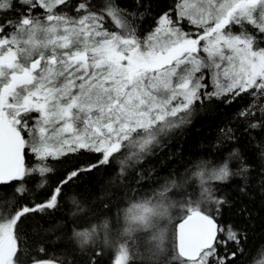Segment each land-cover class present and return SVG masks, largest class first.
<instances>
[{
	"label": "snow or ice",
	"instance_id": "6c2138e0",
	"mask_svg": "<svg viewBox=\"0 0 264 264\" xmlns=\"http://www.w3.org/2000/svg\"><path fill=\"white\" fill-rule=\"evenodd\" d=\"M154 7L155 0H132L130 8L116 0H0V195L8 209L0 211V264H20L18 230L26 220L53 215L65 186L114 160L110 183L120 192L107 200L98 192L101 208L110 213L112 199L118 207L119 196L137 192L123 225L118 214L117 238L108 219L83 230L65 226L40 248L62 244V259L34 264H101L105 247L115 249L112 264H132L134 245L140 264H237L243 254L247 233L225 215L250 217L251 198H264V47L248 31L264 37V0H174L153 15ZM245 98L237 118L246 135L221 129L236 142L234 164L205 171L200 163L190 176L139 194L148 176L133 165L154 145L209 106ZM84 154L89 162L69 169L41 202L17 200L29 178L37 192L48 187L49 161ZM189 181L198 190L188 191ZM101 232L103 244L92 247Z\"/></svg>",
	"mask_w": 264,
	"mask_h": 264
},
{
	"label": "trees",
	"instance_id": "16d2710c",
	"mask_svg": "<svg viewBox=\"0 0 264 264\" xmlns=\"http://www.w3.org/2000/svg\"><path fill=\"white\" fill-rule=\"evenodd\" d=\"M102 4L103 0H96ZM122 7L132 6V0H116ZM160 8L167 11L174 7V0H155ZM111 31H119L111 22L108 23ZM152 27V17L149 16L147 22L143 23L141 35H146ZM264 44V41L262 42ZM247 102V98L238 101L230 107L209 106L204 112L198 113L193 122L189 125L174 129L168 136L162 138L161 144L154 145L152 151L145 157L143 164H134L133 167H142V172L148 176V181L138 192L140 195L150 194L155 188L162 186L167 180L191 175L195 171V165L205 163L207 171L213 166H219L228 161L230 166L235 163L229 160V153L234 149L236 142L228 140L222 135L221 129L231 128L237 136L246 135L244 133V124L237 118V109ZM26 138H27V134ZM256 141H252L254 147ZM89 162L87 154L79 157L71 156L65 161H49L54 171L48 175V187L42 192L35 191V185L31 178L26 183L28 191L23 197H17L21 203L41 202L47 195L48 190L66 175L67 171L79 164ZM35 163L31 152L25 155V164L32 167ZM119 167L118 161L114 160L112 165L107 168L101 167L90 175L84 174L79 179L71 182L63 189L62 204L58 211L53 215L36 214L35 218H29L25 224L18 230L19 244L21 252L19 254L20 264H34L36 260H55L62 259L60 253L64 250V245L58 247L48 246L46 251L41 252L40 248L47 243L49 237L55 238L62 234L67 227H77L83 230L92 224H98L103 219H108L112 225L111 238H117V218L119 214V224L123 225V210L130 206L129 200L137 198V192H129L126 195L119 196V205L117 199H112L111 212L102 209V200L98 199L96 194L103 192V199H110L113 193L120 192L116 184L110 181L116 179V169ZM131 171V169H129ZM188 191L198 190V183L189 181L186 186ZM10 191V189L8 190ZM77 199L85 206V211L79 212L75 205L71 203V197ZM3 196L0 195V211L7 212L3 205ZM250 217H233L230 213L225 215V219L234 221L239 228L247 233V240L243 242L244 252L239 255L237 264H259L264 260V198L255 195L248 203ZM98 211H95L97 210ZM76 216L73 217V213ZM76 220L73 224L72 221ZM39 222V223H38ZM42 224V227L40 226ZM162 225V222H160ZM103 232L99 234L100 239L97 245L103 244ZM43 242V243H42ZM134 259L132 264H140L137 246L132 248ZM139 251H143L142 242L139 244ZM104 256L101 258V264H112L115 256V249L105 247Z\"/></svg>",
	"mask_w": 264,
	"mask_h": 264
},
{
	"label": "rangeland",
	"instance_id": "374dc122",
	"mask_svg": "<svg viewBox=\"0 0 264 264\" xmlns=\"http://www.w3.org/2000/svg\"><path fill=\"white\" fill-rule=\"evenodd\" d=\"M186 27H187V25H186ZM233 31L239 32V31H241V29L239 28V26H234ZM248 31L257 36V46L258 47H264V44L262 43L264 41V37H261L260 34L258 32H256L255 29H253L251 26H248ZM208 76H209V86H211V84H210V73H208ZM160 222H162L161 227H163V223H164L163 220H161Z\"/></svg>",
	"mask_w": 264,
	"mask_h": 264
}]
</instances>
